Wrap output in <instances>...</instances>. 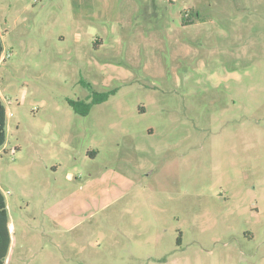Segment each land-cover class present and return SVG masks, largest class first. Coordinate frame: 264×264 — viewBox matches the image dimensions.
<instances>
[{"label":"rangeland","instance_id":"374dc122","mask_svg":"<svg viewBox=\"0 0 264 264\" xmlns=\"http://www.w3.org/2000/svg\"><path fill=\"white\" fill-rule=\"evenodd\" d=\"M0 40L9 264H264V0H0Z\"/></svg>","mask_w":264,"mask_h":264},{"label":"trees","instance_id":"16d2710c","mask_svg":"<svg viewBox=\"0 0 264 264\" xmlns=\"http://www.w3.org/2000/svg\"><path fill=\"white\" fill-rule=\"evenodd\" d=\"M2 51H3V48H2V44L0 40V59L2 57ZM97 96H98L97 98L93 99L92 105L105 101L108 97V93H102ZM5 137H6V112H5V108L0 99V148L5 144ZM0 213L2 215V223L5 229L4 250H3L2 255L0 256V264H3L6 253H7V249H8L9 237H8V232H7V221H8L7 211H6L4 199L1 194H0Z\"/></svg>","mask_w":264,"mask_h":264},{"label":"crops","instance_id":"0c3cea01","mask_svg":"<svg viewBox=\"0 0 264 264\" xmlns=\"http://www.w3.org/2000/svg\"><path fill=\"white\" fill-rule=\"evenodd\" d=\"M5 112H6V110H5ZM6 115H7V112H6ZM0 194L3 197L4 202H5V206H6L7 218H8V221H7V232H8V237H9L8 249H7V253H6V256H5V259H4L3 264H9V262H10V255H11V252H12V239H13L12 238V230H13V228H12V222H11V220L9 218V214H8V209H7V204H6V201H5V197H4V194L2 193L1 189H0ZM4 242H5V229H4V226H3V223H2V215L0 213V256L2 255L3 250H4Z\"/></svg>","mask_w":264,"mask_h":264}]
</instances>
